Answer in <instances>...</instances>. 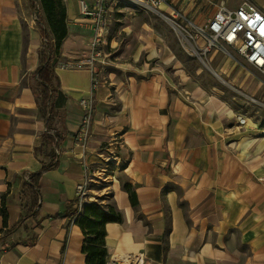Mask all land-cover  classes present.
<instances>
[{"label":"crops","instance_id":"0c3cea01","mask_svg":"<svg viewBox=\"0 0 264 264\" xmlns=\"http://www.w3.org/2000/svg\"><path fill=\"white\" fill-rule=\"evenodd\" d=\"M62 1L68 33L60 58L92 45L100 55L95 72L56 64L60 91L47 129L30 84L43 44L36 13L29 0H0V235L29 205L25 175L50 153L56 164L38 181L36 215L0 242V264H85L75 223L85 166L95 171L90 191L106 180L121 213V222L105 225L106 262L133 254L140 264H264V126L238 125L237 112L197 85L151 25L112 26L115 7L107 2L104 34L92 44V30L77 24L96 33L79 0ZM195 1L184 12L203 6L197 18L245 3L264 14V0ZM84 96L93 100L92 122L80 140ZM45 132L59 142H45ZM123 183L135 190V206Z\"/></svg>","mask_w":264,"mask_h":264},{"label":"rangeland","instance_id":"374dc122","mask_svg":"<svg viewBox=\"0 0 264 264\" xmlns=\"http://www.w3.org/2000/svg\"><path fill=\"white\" fill-rule=\"evenodd\" d=\"M191 1L195 2V7H198V1ZM106 2H109L117 10L114 9L113 19L111 20L112 26L118 27L123 25V27L126 28L145 24L151 25L163 37L164 41L167 42L171 51L182 63L186 73L197 83L198 86H200L201 89H206L211 92V94L218 99L219 103L231 108L233 111L237 112V114L244 115L246 123L255 122L258 125L264 126V85L261 84L260 80H263V78L257 71L251 66L246 65L240 58H236V63L233 62L235 60L228 57L224 52V50L229 49L222 46L220 42L199 57L196 55L191 56L187 52L186 47L189 42L186 39L187 37L183 35L184 30H192V22L204 27L210 13L203 15L204 12H202V15H200L201 17L197 18L198 11H202L203 6L192 13L195 7L191 11L187 9L184 12L189 0H166V4L168 5L166 10L132 6L123 2L114 5L112 0H106ZM213 5L214 4L208 3L206 7L212 8ZM172 9L175 11L173 15L170 14ZM80 22L81 23L77 22V24H80L81 27L88 30H92V39L90 40L92 44L101 41L103 35L101 37H96L95 34L93 35L92 32L94 30L90 25H87L86 22L83 21ZM204 39L205 38H201L199 40V45L204 46ZM89 46H87V48ZM90 50L95 51L99 49L92 45ZM85 51L86 49L83 48L70 53L71 55L66 58H60L57 67L86 69L90 71V68L81 63L82 59L80 56H82V53ZM223 63L224 69L218 71V65L221 66ZM228 64L234 65L232 67H227ZM248 73H250L249 77H247ZM91 76L92 84L96 85L98 83L97 77L94 73H92ZM239 80L242 81V84L238 87L236 84ZM82 98L87 99V96ZM80 99L78 100L79 106ZM91 105L93 108V100H91ZM109 166L111 167V165ZM109 166L107 162L100 165L101 168L107 170H109ZM106 184V180L96 182V186L92 184V187L97 189L96 192L90 191V194L99 202L100 198H105L104 204L111 202L109 197L111 194L109 190L110 187L106 188Z\"/></svg>","mask_w":264,"mask_h":264},{"label":"built area","instance_id":"2783aa9c","mask_svg":"<svg viewBox=\"0 0 264 264\" xmlns=\"http://www.w3.org/2000/svg\"><path fill=\"white\" fill-rule=\"evenodd\" d=\"M113 4L128 3L132 6H143L160 9L166 4V0H112ZM106 0H79L78 10L80 15L89 17L95 24V36L101 37L104 31V17L106 13ZM171 15L175 12L172 9ZM192 30H184L186 36V50L192 56L205 54L219 42L229 50L225 54L233 60L240 58L248 66H251L263 78L264 85V14L251 4H241L235 8H227L220 5L215 14L208 18L204 27L192 22ZM205 38L204 46L199 45V40ZM99 50H90L80 56L81 63L94 72V63L97 61ZM80 107L83 111L77 132V138L85 140L92 122V105L90 98L80 99ZM238 125H244L246 118L242 114H236ZM86 167L83 180L75 186V206L78 210L85 202L96 201L90 194L89 183L95 174L93 169ZM104 169V168H101ZM106 264H140V258L133 254H120L110 258Z\"/></svg>","mask_w":264,"mask_h":264},{"label":"trees","instance_id":"16d2710c","mask_svg":"<svg viewBox=\"0 0 264 264\" xmlns=\"http://www.w3.org/2000/svg\"><path fill=\"white\" fill-rule=\"evenodd\" d=\"M31 8L36 13V23L43 36V44L39 50V65L31 75V88L36 96L37 107L46 120L47 129L53 114V98L59 93V79L55 72L61 55V44L67 36L65 5L62 0H29ZM45 142L56 145L59 138L48 133L43 134ZM51 160L43 163L39 170L25 175L23 193L27 195L28 207L19 221L10 228L1 232L0 242L9 236L18 225L28 217L35 216L39 207L38 181L44 172L55 167L54 154ZM133 206L137 199L135 190L129 183H123ZM72 203V202H71ZM76 210H69L67 216L73 215ZM2 217L6 218L4 203L0 207ZM121 213L110 202L90 201L82 205L78 211L75 223L83 234L82 252L85 255V264H106L107 249L105 246V225L107 222H121ZM32 242V241H31Z\"/></svg>","mask_w":264,"mask_h":264},{"label":"bare ground","instance_id":"6f19581e","mask_svg":"<svg viewBox=\"0 0 264 264\" xmlns=\"http://www.w3.org/2000/svg\"><path fill=\"white\" fill-rule=\"evenodd\" d=\"M162 6V5H161ZM161 9V8H160ZM172 13V11L170 12V14ZM215 14V13H214ZM236 61V60H235ZM246 64V63H245ZM247 65V64H246ZM237 121V120H236ZM86 203V202H85Z\"/></svg>","mask_w":264,"mask_h":264}]
</instances>
